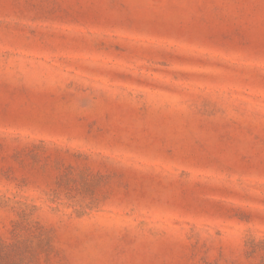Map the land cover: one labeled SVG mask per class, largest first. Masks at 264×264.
<instances>
[{"label":"rangeland","instance_id":"374dc122","mask_svg":"<svg viewBox=\"0 0 264 264\" xmlns=\"http://www.w3.org/2000/svg\"><path fill=\"white\" fill-rule=\"evenodd\" d=\"M264 0H0V264H264Z\"/></svg>","mask_w":264,"mask_h":264},{"label":"trees","instance_id":"16d2710c","mask_svg":"<svg viewBox=\"0 0 264 264\" xmlns=\"http://www.w3.org/2000/svg\"><path fill=\"white\" fill-rule=\"evenodd\" d=\"M262 257L264 258V254L262 255Z\"/></svg>","mask_w":264,"mask_h":264}]
</instances>
